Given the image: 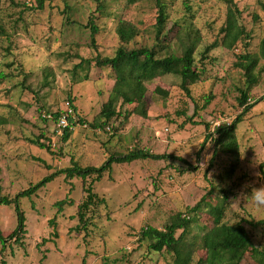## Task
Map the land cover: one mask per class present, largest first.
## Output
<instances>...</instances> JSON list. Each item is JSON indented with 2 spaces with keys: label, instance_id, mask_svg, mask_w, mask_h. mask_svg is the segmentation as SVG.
<instances>
[{
  "label": "rangeland",
  "instance_id": "obj_1",
  "mask_svg": "<svg viewBox=\"0 0 264 264\" xmlns=\"http://www.w3.org/2000/svg\"><path fill=\"white\" fill-rule=\"evenodd\" d=\"M37 1L0 0V118L4 120L0 124V196L11 199L53 172L71 167L72 162L99 167L109 156L136 149L172 158L112 164L111 173L92 184L105 205L89 213L93 224L86 234L75 229L77 207L84 199L80 178L65 179L61 174L30 197L19 198L26 234L22 245L7 242L0 264H173L170 254L148 251L139 233L146 227L163 229L178 213L188 215L205 195L212 203L225 197L223 221L241 222L253 246L264 249V226L250 225L264 219V206L256 205L253 192L264 188L263 59L255 68L256 82L248 94L249 103L262 101L236 126L237 161L221 154L211 160L212 144L202 146L204 125L212 131L241 112L236 99L245 78L234 64L240 54L257 53L264 36V10L257 0H232L248 38L231 50L219 46L203 60L204 48L221 39L226 0H163L166 49L159 54L180 56L186 44L195 43L199 79L189 85V95L176 76L154 79L146 84V118L134 113L124 118V111L133 107L126 105L104 128H92L91 123L98 119L114 84L112 70L92 62L88 80L81 81L84 72L72 69L82 59L112 57L120 45L115 30L121 21L138 29V35L124 45L126 49L157 48L153 4L43 0L39 7ZM90 24L98 29L94 43ZM157 88L167 94L156 93ZM69 99L77 118L87 126L73 125L64 138L51 115L66 110ZM35 140L50 150L33 145ZM65 198L72 205L65 204L58 212L55 203ZM193 218L185 236L187 245L193 243L192 264L204 257L199 238L211 226L205 210ZM15 225L13 206L0 205L3 237ZM241 264L256 263L248 252Z\"/></svg>",
  "mask_w": 264,
  "mask_h": 264
},
{
  "label": "trees",
  "instance_id": "obj_2",
  "mask_svg": "<svg viewBox=\"0 0 264 264\" xmlns=\"http://www.w3.org/2000/svg\"><path fill=\"white\" fill-rule=\"evenodd\" d=\"M43 0H38L39 7L42 6ZM99 5L101 0H91ZM141 1H149L155 8V41L156 47L139 49H126L125 44L129 43L138 35V29L131 23L121 21L116 27V34L120 42L112 57H95L94 59H82L78 64L74 65L72 72L81 70L84 75L81 81L88 80V67L94 62L99 68L108 67L114 74V84L110 91L107 101L101 106L98 113V119L91 123L92 128L106 127L109 121L119 115L123 106H133L131 110L124 111V118L129 114H136L142 118L147 117L145 95L147 92L146 84L154 79L173 75L180 79V87L185 94L189 95V85L194 84L201 74L195 63V43L186 44L183 47L182 54L177 56L168 53L161 56L160 51L166 49L165 37L163 36L164 26L166 24L167 14L166 5L163 0H125L126 5H134ZM258 5L264 10V1L257 0ZM227 10L224 24L219 30L220 40H214L206 46L201 52V60L207 54L216 49L223 47L227 50L233 49L243 39L248 38V33L239 23L240 11L232 0H226ZM98 29L95 24H90V38L94 43V36ZM260 59L264 60V36L259 43L257 53H245L238 56L235 67L241 69L245 78L244 88L238 89L237 97L238 106L241 112L228 124L222 123L219 127H214L211 131L208 124L205 127V137L202 142L204 147L207 142L213 146L211 160L218 154L231 155L237 161L238 142L235 134L236 126L242 122L245 114L250 111L262 99H258L253 103H249V92L256 82L254 75L255 68ZM158 94L166 95L167 93L155 89ZM68 106L75 112L72 100H68ZM64 112V111H63ZM63 112L53 113L51 116L57 122L59 116ZM70 124H72L69 118ZM80 124L87 123L78 117ZM4 120L0 118V124ZM192 124H196L193 121ZM201 124V123H197ZM67 138L70 134L68 129L63 130ZM32 144L49 151V146L39 140L32 141ZM172 158L166 155H157L142 149L130 151L124 155L109 156L105 162L99 167H80L77 163L72 162L71 167L60 169L53 172L49 176L44 177L36 185L19 192L13 198L0 196V205L13 206L16 216V225L12 232L3 237L0 231V254L4 251L7 242L12 241L17 245H22L23 237L26 234L25 217L19 206V198H28L35 192L51 181L53 178L63 174L65 179L74 177L80 178L84 199L77 207L78 225L75 227L77 231L82 230L86 234L87 227L92 225V216L89 213L95 211L100 205H105L104 198L99 197L93 192L92 184L103 178L104 173H111V166L114 163H130L136 160H164ZM39 162V159H35ZM210 166V165H209ZM93 178L91 182H87L88 178ZM225 197L219 202L212 203L208 200L207 195L203 196L200 201L187 211L188 215L178 213L168 220L163 229L158 230L152 227L143 228L139 233V240L147 242V249L155 253H167L172 257L173 264H192L191 245L185 243V236L194 222L193 215L198 211L205 210L211 219V226L199 238L200 249L205 255L195 261L194 264H241L246 253H250L252 260L256 264H264V249L253 246V243L241 222L235 224H227L223 221L225 212ZM65 204L72 205L67 198L55 203L58 212L62 210ZM253 227H263L264 219L256 222H250ZM179 235L176 236L177 232ZM1 264H5L4 261Z\"/></svg>",
  "mask_w": 264,
  "mask_h": 264
},
{
  "label": "built area",
  "instance_id": "obj_3",
  "mask_svg": "<svg viewBox=\"0 0 264 264\" xmlns=\"http://www.w3.org/2000/svg\"><path fill=\"white\" fill-rule=\"evenodd\" d=\"M69 118L71 119L72 124H70ZM73 125H81V126L86 127L85 124H80L78 122V118L75 112L72 110V108L68 106V108L64 110V112L59 116L57 120V126L62 130H65V129L69 130Z\"/></svg>",
  "mask_w": 264,
  "mask_h": 264
},
{
  "label": "clouds",
  "instance_id": "obj_4",
  "mask_svg": "<svg viewBox=\"0 0 264 264\" xmlns=\"http://www.w3.org/2000/svg\"><path fill=\"white\" fill-rule=\"evenodd\" d=\"M253 192L256 193V195H255V203H256V205L258 207L264 206V188H262L260 190H254ZM252 196H253V193L251 195V198H252Z\"/></svg>",
  "mask_w": 264,
  "mask_h": 264
}]
</instances>
